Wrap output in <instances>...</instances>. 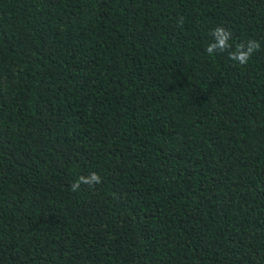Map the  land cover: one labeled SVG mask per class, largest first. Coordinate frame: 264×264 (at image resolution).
<instances>
[{"label":"trees","instance_id":"obj_1","mask_svg":"<svg viewBox=\"0 0 264 264\" xmlns=\"http://www.w3.org/2000/svg\"><path fill=\"white\" fill-rule=\"evenodd\" d=\"M0 264H264V0H0Z\"/></svg>","mask_w":264,"mask_h":264},{"label":"clouds","instance_id":"obj_2","mask_svg":"<svg viewBox=\"0 0 264 264\" xmlns=\"http://www.w3.org/2000/svg\"><path fill=\"white\" fill-rule=\"evenodd\" d=\"M183 22V18L178 19L180 25H182ZM211 36L212 41L208 43L206 52L209 55L227 52L228 58L233 61L234 64H239L241 66L247 65L253 54L261 48V43L257 40H248L243 43H236L235 46H233V44L230 43L232 40V32L223 25L216 26L211 31ZM100 183H102V177L97 172H91L87 176H78L70 185L69 190L77 192L80 190L81 185L94 188Z\"/></svg>","mask_w":264,"mask_h":264}]
</instances>
